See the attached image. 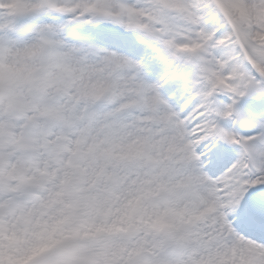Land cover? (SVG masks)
<instances>
[{"label":"snow or ice","instance_id":"6c2138e0","mask_svg":"<svg viewBox=\"0 0 264 264\" xmlns=\"http://www.w3.org/2000/svg\"><path fill=\"white\" fill-rule=\"evenodd\" d=\"M0 264H264V0H0Z\"/></svg>","mask_w":264,"mask_h":264}]
</instances>
